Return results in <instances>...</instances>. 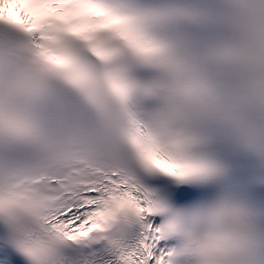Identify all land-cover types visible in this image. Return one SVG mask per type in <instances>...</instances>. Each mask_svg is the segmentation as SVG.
I'll use <instances>...</instances> for the list:
<instances>
[{"label": "snow or ice", "instance_id": "6c2138e0", "mask_svg": "<svg viewBox=\"0 0 264 264\" xmlns=\"http://www.w3.org/2000/svg\"><path fill=\"white\" fill-rule=\"evenodd\" d=\"M0 264H264V0H0Z\"/></svg>", "mask_w": 264, "mask_h": 264}]
</instances>
